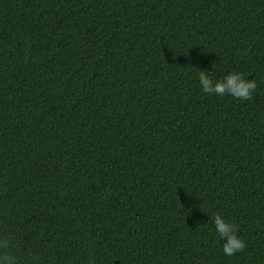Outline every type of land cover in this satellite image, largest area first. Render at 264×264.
Wrapping results in <instances>:
<instances>
[{
    "label": "trees",
    "instance_id": "trees-1",
    "mask_svg": "<svg viewBox=\"0 0 264 264\" xmlns=\"http://www.w3.org/2000/svg\"><path fill=\"white\" fill-rule=\"evenodd\" d=\"M3 234L17 264H264V0H0Z\"/></svg>",
    "mask_w": 264,
    "mask_h": 264
},
{
    "label": "clouds",
    "instance_id": "clouds-1",
    "mask_svg": "<svg viewBox=\"0 0 264 264\" xmlns=\"http://www.w3.org/2000/svg\"><path fill=\"white\" fill-rule=\"evenodd\" d=\"M201 91L209 95H230L238 99H250L256 89V81L246 79L240 72H229L223 80L213 84L212 79L205 71L198 74ZM213 225L218 237L224 241L222 251L231 256L245 248V242L237 235L234 224L227 222L221 214H215ZM15 251L9 243L7 234L0 235V264H17Z\"/></svg>",
    "mask_w": 264,
    "mask_h": 264
}]
</instances>
